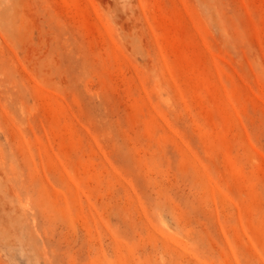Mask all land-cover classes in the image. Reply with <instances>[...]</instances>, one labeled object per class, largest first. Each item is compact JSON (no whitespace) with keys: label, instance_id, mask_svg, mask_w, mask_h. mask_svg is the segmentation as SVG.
Instances as JSON below:
<instances>
[{"label":"rangeland","instance_id":"1","mask_svg":"<svg viewBox=\"0 0 264 264\" xmlns=\"http://www.w3.org/2000/svg\"><path fill=\"white\" fill-rule=\"evenodd\" d=\"M0 264H264V0H0Z\"/></svg>","mask_w":264,"mask_h":264}]
</instances>
